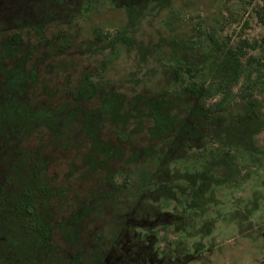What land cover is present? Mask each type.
Returning a JSON list of instances; mask_svg holds the SVG:
<instances>
[{
  "label": "trees",
  "instance_id": "obj_1",
  "mask_svg": "<svg viewBox=\"0 0 264 264\" xmlns=\"http://www.w3.org/2000/svg\"><path fill=\"white\" fill-rule=\"evenodd\" d=\"M172 3L125 1L124 24L109 47L115 48L119 39L129 51L137 40L134 32L145 20L158 17L170 29L156 46L153 40L148 47L141 39L136 41L140 59L151 54L162 79L129 96L110 83L97 82L90 71L80 73L71 86H67L66 72L59 80L56 71L53 83L62 98L55 105L54 90L36 83L34 64L26 66L28 48L18 47L12 39L0 42V264H99L103 254L98 241L95 247L91 246L94 237L82 241L98 217L95 214L102 219L99 212L105 210L115 219L148 190L155 198H173L183 207L176 221L187 228L192 215H199L214 201L216 188L236 177L235 153L262 152L255 136L264 128V85L257 83L264 69L254 66L256 58L245 51L257 40L231 44L217 36L214 26L201 23L179 33L172 25L177 16ZM255 12L264 20V5ZM160 42L166 48H160ZM258 42H264V34ZM252 71L256 72L253 77ZM240 76L243 82L235 90ZM33 85L42 88L38 100L30 89ZM95 96L96 106L87 107L84 102ZM76 114H81L87 128L96 121L99 127L109 124V138L99 132L91 137L79 165L87 166L80 180L88 181L84 177L90 175L98 185L95 199L86 195L75 201L70 185L57 184L49 175L50 156L26 143L27 137L45 126L56 136L50 141H56L57 151L64 154L67 150L60 141L66 140L57 124H67ZM192 155L194 160L199 158L197 165L172 166L171 180L167 176L170 163ZM134 167L138 172L130 182L129 171ZM149 172L152 175L145 185L134 183L135 177L146 178ZM121 174L123 179L117 182L115 176ZM54 227L61 238L56 246L49 242ZM95 233L102 235L100 230Z\"/></svg>",
  "mask_w": 264,
  "mask_h": 264
},
{
  "label": "rangeland",
  "instance_id": "obj_2",
  "mask_svg": "<svg viewBox=\"0 0 264 264\" xmlns=\"http://www.w3.org/2000/svg\"><path fill=\"white\" fill-rule=\"evenodd\" d=\"M125 1L130 0H0V42L12 39V42L17 41L18 47L28 48L26 66L34 64L36 83L54 90L51 93L55 105L62 98L60 91H56V82L53 83L56 71H59V80L64 79L66 72L67 86H71L80 73L90 71L97 82L110 83L129 96L150 81L153 84L162 79L151 54L148 53L142 62L136 41L141 39L142 45L148 47L153 40V46H156L158 39L170 33V29L163 26L158 17L145 20L134 32L137 40L129 51L123 49V42L119 39L115 40V48L109 47L115 31L124 24ZM172 2L177 15L172 23L175 31L183 32L189 25L197 23L211 24L217 36L228 39L231 44L257 40L253 48L246 46L245 51L256 58L254 66L258 64V68L264 69V42H258L264 34V20H260L255 12L264 5V0ZM59 43L66 45L60 46ZM159 47L164 49L166 45L160 42ZM46 63L50 67H45ZM254 75L256 72L252 71L251 77ZM242 82L240 76L233 89L236 90ZM260 82L261 86L264 85L263 76L257 83ZM30 89L37 94V100L41 98L39 85ZM96 103L97 96L84 102L89 108ZM261 113L264 116V103ZM97 123L87 128L81 114H76L67 124L58 123L66 140L60 141L67 150L62 155L56 149V141L54 144L50 141V138L56 140V136L53 138L45 126L27 137L29 147L50 156L49 175L57 184L67 185V182L75 201L86 195L95 199L93 195L98 190L90 175L83 176L88 181L79 178L87 167L79 165L82 154L92 143L91 137L98 132L102 137L110 136L107 134L109 124L99 127ZM255 140L262 152L254 156L235 153V165L239 168L236 177L216 188L214 201L199 215L198 212L192 215L191 226L184 228L177 223L183 207L175 204L173 198H155L148 190L141 200L133 203L132 209L115 219H111L109 213L104 214L105 210L99 212L102 219L95 214L98 217L82 241L94 237L92 247L98 241L103 254L99 264H264V128L256 134ZM197 162L199 158L194 160L193 155L185 156L170 163L167 176L173 179L174 165L178 169L192 168ZM136 172L135 167L129 171L130 182ZM150 175L149 172L146 178L138 177L139 182L135 177L134 183L143 181L141 185H145ZM115 177L117 182L123 179L122 174ZM99 230L100 238L95 233ZM56 241L61 242V238L54 227L49 242L56 246Z\"/></svg>",
  "mask_w": 264,
  "mask_h": 264
}]
</instances>
